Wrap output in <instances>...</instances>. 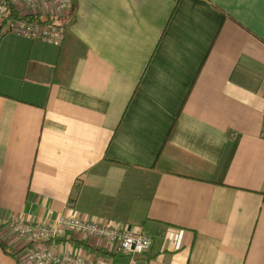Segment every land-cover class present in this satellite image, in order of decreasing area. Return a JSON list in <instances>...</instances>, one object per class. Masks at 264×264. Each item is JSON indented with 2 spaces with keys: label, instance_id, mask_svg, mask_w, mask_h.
Wrapping results in <instances>:
<instances>
[{
  "label": "crops",
  "instance_id": "1",
  "mask_svg": "<svg viewBox=\"0 0 264 264\" xmlns=\"http://www.w3.org/2000/svg\"><path fill=\"white\" fill-rule=\"evenodd\" d=\"M73 3L60 66L61 45L0 25V264H27L12 216L71 214L140 228L139 264H264V0Z\"/></svg>",
  "mask_w": 264,
  "mask_h": 264
},
{
  "label": "built area",
  "instance_id": "2",
  "mask_svg": "<svg viewBox=\"0 0 264 264\" xmlns=\"http://www.w3.org/2000/svg\"><path fill=\"white\" fill-rule=\"evenodd\" d=\"M52 3L55 11L52 17L58 19L68 13L72 1L53 0ZM47 4L48 0H0V21L10 34L60 45L63 30L59 25L33 23L25 18L33 14L39 16ZM11 11H15L18 17H10ZM5 227L24 243L27 264H101L97 260L72 254L55 245L53 242L66 231L105 241L114 247L116 253L128 258L126 264H139L137 258L150 246V240L140 228L117 222H88L75 214L57 217L49 224L25 223L12 216Z\"/></svg>",
  "mask_w": 264,
  "mask_h": 264
},
{
  "label": "trees",
  "instance_id": "3",
  "mask_svg": "<svg viewBox=\"0 0 264 264\" xmlns=\"http://www.w3.org/2000/svg\"><path fill=\"white\" fill-rule=\"evenodd\" d=\"M71 8L68 11V13L65 15L64 20L57 19L55 17H44L41 18L39 16H25L27 20L33 23H38V24H57L59 25L62 30H63V38L60 43L61 45V53L59 56V66L63 63L64 56L69 53V50L71 51L73 48V39L68 33V26L71 25L73 22L76 20V15H75V9H74V3L73 0H71ZM10 17L17 18L18 14L15 11H11ZM0 25H3V22L0 21ZM0 248L3 250V252L10 254L6 249L4 243L0 240Z\"/></svg>",
  "mask_w": 264,
  "mask_h": 264
},
{
  "label": "rangeland",
  "instance_id": "4",
  "mask_svg": "<svg viewBox=\"0 0 264 264\" xmlns=\"http://www.w3.org/2000/svg\"><path fill=\"white\" fill-rule=\"evenodd\" d=\"M39 14H40V13H39ZM35 15H37V14H33V15H29V16H32V17H33V16H35ZM4 27H5V26H4ZM5 29H6V27H5Z\"/></svg>",
  "mask_w": 264,
  "mask_h": 264
}]
</instances>
